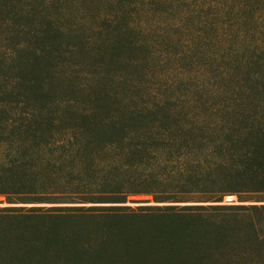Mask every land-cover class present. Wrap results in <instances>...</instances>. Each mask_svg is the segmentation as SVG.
<instances>
[{
	"label": "trees",
	"instance_id": "trees-1",
	"mask_svg": "<svg viewBox=\"0 0 264 264\" xmlns=\"http://www.w3.org/2000/svg\"><path fill=\"white\" fill-rule=\"evenodd\" d=\"M77 1L0 0V192L120 202L264 183V0H101L88 25ZM70 30L80 63L63 56ZM24 224L10 239L41 252L50 236Z\"/></svg>",
	"mask_w": 264,
	"mask_h": 264
},
{
	"label": "rangeland",
	"instance_id": "rangeland-1",
	"mask_svg": "<svg viewBox=\"0 0 264 264\" xmlns=\"http://www.w3.org/2000/svg\"><path fill=\"white\" fill-rule=\"evenodd\" d=\"M100 4L101 0H78L72 8L88 25ZM59 20L76 27L75 19ZM75 32L62 36L68 43L63 51L67 63L86 59L87 49L74 44L83 32ZM60 92L57 89L52 100ZM157 196L140 191L125 194L120 202H79L70 195L38 201L0 192V264H264V183L233 192ZM74 205L118 210L64 208ZM15 220L31 231L41 228L42 237L50 236L41 252L38 247L27 254L10 239Z\"/></svg>",
	"mask_w": 264,
	"mask_h": 264
}]
</instances>
